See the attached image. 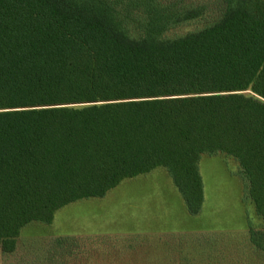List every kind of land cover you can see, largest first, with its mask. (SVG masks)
I'll return each instance as SVG.
<instances>
[{
  "label": "trees",
  "instance_id": "obj_1",
  "mask_svg": "<svg viewBox=\"0 0 264 264\" xmlns=\"http://www.w3.org/2000/svg\"><path fill=\"white\" fill-rule=\"evenodd\" d=\"M217 154L264 222V0H0L3 253L160 168L197 216L200 161ZM249 240L264 254V230Z\"/></svg>",
  "mask_w": 264,
  "mask_h": 264
},
{
  "label": "rangeland",
  "instance_id": "obj_2",
  "mask_svg": "<svg viewBox=\"0 0 264 264\" xmlns=\"http://www.w3.org/2000/svg\"><path fill=\"white\" fill-rule=\"evenodd\" d=\"M209 23L207 16L171 36ZM200 173L204 203L197 216L160 168L123 181L103 198L64 207L50 225L26 226L15 253L0 249V264H264L249 240L264 222L246 199L238 161L203 155Z\"/></svg>",
  "mask_w": 264,
  "mask_h": 264
}]
</instances>
